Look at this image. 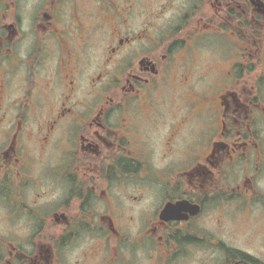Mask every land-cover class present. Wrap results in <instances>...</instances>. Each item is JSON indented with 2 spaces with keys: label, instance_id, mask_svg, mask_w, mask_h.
Masks as SVG:
<instances>
[{
  "label": "flooded vegetation",
  "instance_id": "flooded-vegetation-1",
  "mask_svg": "<svg viewBox=\"0 0 264 264\" xmlns=\"http://www.w3.org/2000/svg\"><path fill=\"white\" fill-rule=\"evenodd\" d=\"M239 215L264 240V0H0V264H264Z\"/></svg>",
  "mask_w": 264,
  "mask_h": 264
},
{
  "label": "rangeland",
  "instance_id": "rangeland-1",
  "mask_svg": "<svg viewBox=\"0 0 264 264\" xmlns=\"http://www.w3.org/2000/svg\"><path fill=\"white\" fill-rule=\"evenodd\" d=\"M217 214L220 213H216V215ZM250 220V218L248 220L247 217H243L242 215H239L234 222L232 220L228 221L226 218L222 220V223L225 224L224 233L226 247L235 248L241 251L264 253V240L259 235V227L263 224L261 222L254 224V222ZM250 227L257 228L258 234L256 236L250 235L252 233H245Z\"/></svg>",
  "mask_w": 264,
  "mask_h": 264
},
{
  "label": "water",
  "instance_id": "water-1",
  "mask_svg": "<svg viewBox=\"0 0 264 264\" xmlns=\"http://www.w3.org/2000/svg\"><path fill=\"white\" fill-rule=\"evenodd\" d=\"M171 211H172V209H171V207H168V208H166V210L163 212V215L164 216H169V214L171 213ZM163 215H162V217H163ZM169 218V217H168Z\"/></svg>",
  "mask_w": 264,
  "mask_h": 264
}]
</instances>
